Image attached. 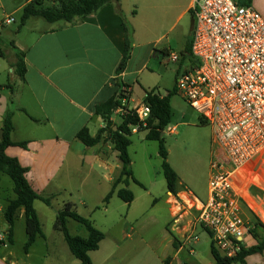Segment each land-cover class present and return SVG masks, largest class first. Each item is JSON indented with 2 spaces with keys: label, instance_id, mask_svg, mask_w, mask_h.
Masks as SVG:
<instances>
[{
  "label": "crops",
  "instance_id": "1",
  "mask_svg": "<svg viewBox=\"0 0 264 264\" xmlns=\"http://www.w3.org/2000/svg\"><path fill=\"white\" fill-rule=\"evenodd\" d=\"M175 1H120L119 8L133 28V47L130 59L137 55L138 50H142L148 56L153 55L158 40L150 39L151 29H148L147 36H144V31L141 29L142 24L150 23L151 25L153 22L163 21L168 17ZM29 2L31 0H25L16 10L21 11ZM195 2L196 0H190L186 11L182 12L181 16L189 10H193ZM250 5L264 19V0H252ZM115 8L116 6L113 4L106 5L96 14L85 17L79 24L73 26L51 25L50 28H41L38 25L39 22H35L36 24L28 28V24L39 17L27 19L24 26L16 33V38L21 37L20 40L17 38L20 48L16 49L23 54L24 80L18 79V84L13 88L10 85L0 84V130H2L4 114L7 109H10L13 113L14 127L11 141L13 143L25 142V148L7 147L5 155L15 159L19 166L26 170L24 178L36 195L50 198V202L59 203V211L69 210L76 213L74 205L66 199H62L61 196L88 164L91 166L94 163L101 167L111 186L120 174L121 163L115 167L107 161L106 157L101 158L97 153L99 144L85 150L82 143L76 138L77 133L83 128H87L93 137L98 130L104 127L102 119L95 115L94 107L113 95L116 90V82L129 85V91L132 94V87L127 80L128 63L121 75L116 74L123 55L124 30ZM133 8H136V11ZM1 21L0 36L8 26L2 25ZM23 29H27V33L21 36ZM0 53L1 59L4 55L6 58L8 57V53L1 47V39ZM15 59L16 56L11 59L10 66L13 67ZM13 70H15L14 67L11 72ZM7 89L9 92H6ZM111 120L113 122L114 118L112 117ZM115 157L117 160V153ZM244 176L246 175L243 174L242 177ZM174 196L181 197L186 202L190 201L189 192L177 189V194ZM16 198L13 182L6 174L2 173L0 177V219L6 225L3 216L5 202ZM172 200L175 201L174 198ZM37 204L43 205L45 209L47 206L40 200L33 202V209L43 233ZM191 216L192 212L189 209L185 211L182 220L177 222L176 228L170 230L166 228L161 247H156V249L148 247L140 236V232L129 228L123 231L122 236L125 239L132 237L134 240L128 244H124L123 241H115L114 248L109 247L112 252L104 255L102 248L106 241L105 236L99 244V249L89 253L91 264H154L150 258L144 255L147 249L152 252L158 264H214L211 253L204 257L197 251L198 238L195 245L193 244L195 251L193 256L187 253L182 244L183 237L187 232L189 233L191 230L196 232ZM261 219L263 220L261 223L264 225V214H261ZM19 220L23 221L22 210L18 213L17 221ZM69 221L71 220L67 221V227ZM53 229L60 233L56 229L55 220ZM4 231L6 235L0 237V247L6 249L5 246L11 245L7 241L8 225ZM78 237L86 238L87 233L85 236ZM38 240L45 243L43 244L44 254L39 255L41 259L39 264H47L50 248L46 237L45 240L37 239L29 252L23 253L24 258L28 261L37 254L34 246ZM119 250L137 251V255L134 258H119L115 256ZM8 256L10 257V253ZM0 264L18 263H9L3 256L0 258ZM245 264H264V250L262 253L247 256Z\"/></svg>",
  "mask_w": 264,
  "mask_h": 264
},
{
  "label": "rangeland",
  "instance_id": "2",
  "mask_svg": "<svg viewBox=\"0 0 264 264\" xmlns=\"http://www.w3.org/2000/svg\"><path fill=\"white\" fill-rule=\"evenodd\" d=\"M24 1L1 0L0 2V20L3 21L7 17L13 19V22L6 26L0 36L1 47L8 53L7 58L6 55L0 58V84L10 85L11 88L18 84V78L15 77L14 70L11 72L13 67L10 66V61L14 56L21 54L16 49L20 48L16 33L21 29L22 10L16 9ZM189 2L190 0H176L172 4L168 17L163 21L153 22L151 25L150 23L142 24L141 29L144 31V36H147L146 32L151 29L150 39L158 41L152 56L138 50L137 55L128 62L127 80L132 87V94L128 91L126 96L129 98V104L135 106L143 101L145 91L154 90L160 96L172 94L170 98L171 120L168 126L175 127L176 131L173 134L164 132L161 136L168 154L167 162L178 176L177 189L189 192L191 198L196 197L198 201L205 203L208 198L209 163L213 145L212 131L209 125L202 120L200 114L191 109L175 89L176 74L181 75L188 71L194 63L184 56L187 42L191 39L194 20L193 15L188 11L183 16L181 13L186 11ZM133 10L136 11V8ZM35 22H39L38 25L41 28L51 27L42 18H37L28 24V28L36 24ZM26 33L27 29H23L21 36ZM171 54L178 56L177 62L170 60ZM16 60L17 58L13 63H16ZM6 92H9L8 89ZM113 118V124H120V113L115 112ZM146 135V132H134L130 136L131 145L128 148V155L131 171L134 178L141 184L140 187L130 182L127 187L134 195V202L131 206L116 196H113L107 205L103 204V199L109 192L111 184L105 176V171L94 163L91 166L89 164L85 166L83 172L75 178V181L61 196L62 199L74 205L73 208L77 214L92 221L94 226L104 233L106 236L102 248L104 255L112 252L110 248H114L115 241L128 244L134 240L132 237L125 239L122 236L123 231L129 228L140 232V236L149 248L161 247L166 228L169 230L176 228L177 222L182 220L185 211L192 206L191 201L186 202L181 197L167 192L161 170V158L158 155V144L156 141H147ZM99 145L97 151L99 156L106 157L111 165L118 167L120 162L118 158L116 160V152L112 144L105 140ZM84 149L88 148L84 147ZM254 173L246 171V176L239 175L234 184L235 192L242 196L246 203L245 217L249 219L250 226L252 215L258 219V222H263L261 214H264V157L258 161ZM170 197L177 199L178 203L175 199L173 202ZM37 209L41 215L43 233L50 248L47 264H80L70 254L62 235L53 229L56 214L60 210L59 203L50 202L46 209L43 205L37 204ZM190 211L193 220L195 212ZM6 227L5 222L0 219V237L6 235L4 231ZM68 230L71 235H86L85 229L72 220L68 223ZM127 233L130 234V232ZM195 233L198 236L197 251L204 257L209 256L210 239L208 235L198 227ZM258 234L261 236L263 230L259 229ZM24 242V224L22 220H19L15 226L14 242L12 245L5 246L6 249L0 247V258L4 256L9 263L39 264L41 261L39 255L44 254L43 244L45 243L38 240L34 246L37 254L27 261L23 255ZM245 242L247 246L256 244L252 235L251 238L246 237ZM136 255L137 251L133 250H119L115 254L119 258H134ZM144 255L154 264H158L149 249L145 250Z\"/></svg>",
  "mask_w": 264,
  "mask_h": 264
},
{
  "label": "built area",
  "instance_id": "3",
  "mask_svg": "<svg viewBox=\"0 0 264 264\" xmlns=\"http://www.w3.org/2000/svg\"><path fill=\"white\" fill-rule=\"evenodd\" d=\"M31 1L48 7L58 3ZM193 20L190 57L194 64L177 76L175 89L209 125L213 145L208 198L202 203L189 197L190 210L195 212L193 227L206 232L221 256L233 259L247 246L245 238H251L246 203L235 192L234 184L237 175L254 173L264 157V19L251 5H241L239 0H196ZM12 22L7 17L2 25ZM170 60L177 62L178 56L171 54ZM125 102L122 100L124 107ZM128 109L145 127L149 106L142 101ZM116 113L123 111L119 108ZM137 129L133 128L132 133ZM175 131L169 126L164 130L168 134ZM196 242L192 230L183 237L182 244L190 256L195 254Z\"/></svg>",
  "mask_w": 264,
  "mask_h": 264
},
{
  "label": "trees",
  "instance_id": "4",
  "mask_svg": "<svg viewBox=\"0 0 264 264\" xmlns=\"http://www.w3.org/2000/svg\"><path fill=\"white\" fill-rule=\"evenodd\" d=\"M121 0H58L54 6L48 7L38 1L29 2L22 9L20 27L24 26L27 19L31 17L42 18L50 25H58L61 27L73 26L79 24L85 17L96 14L101 8L106 5L113 4L116 6L115 11L122 22L124 30V49L121 61L116 69V74L121 75L127 66L131 57L133 47V28L126 21L119 3ZM252 0H239L241 5L248 6ZM193 15V10L188 11ZM62 23V24H58ZM190 41L187 42L184 56L192 61L190 57ZM1 55V53H0ZM14 74L20 80H24L25 65L23 54L16 56ZM194 64V63H193ZM178 76V73L176 74ZM129 85L122 82H116V90L113 95L105 102L96 104L94 107L95 115L99 116L104 124V127L97 131L95 136H91L87 128L81 129L76 138L84 147L93 148L99 143L108 140L118 154V159L121 163L120 174L114 180L111 191L106 195L103 204L107 205L111 197L115 194L125 204H130L134 200V195L127 189L130 182L141 187V184L134 178L131 171V162L128 155V148L131 145L130 136L133 134L132 129L138 127L136 132H146L147 141H156L158 144V155L161 158V170L166 182V189L172 195L177 194L178 176L167 162L168 154L164 146L161 134L169 125L171 120L170 98L171 93L166 96L156 94L154 90L145 91L143 103L150 108V115L146 120L145 127L138 121L134 111L129 110V98L125 94L129 89ZM126 92V93H125ZM122 100H125L127 106H122ZM121 108L123 113L120 114V124L116 125L112 122L114 113ZM13 113L7 109L2 121V139L0 140V177L1 174H6L14 185V192L17 196L15 200L6 201L4 210V220L8 225L7 241L13 244L14 228L16 225L18 213L23 211V221L26 241L23 246V253L27 254L34 245L37 239L45 240L37 215L33 209L35 200L42 201L45 205H50V198H45L36 195L24 178L25 169L21 168L17 161L5 155V149L9 146H19L25 148V142L13 143L11 134L13 132L12 123ZM115 127V129H113ZM121 186V187H119ZM119 187V188H118ZM73 220L81 225L86 233V238L72 236L67 227V221ZM56 229L61 233L63 240L71 253V255L80 262V264H91L89 253L97 251L99 244L105 238L102 231L97 229L93 222L84 218L77 213L69 210L58 211L55 217ZM263 230L260 236L258 230ZM250 234L256 240V244L251 246H243L236 258L228 259L221 256L210 243V253L214 259V264H245L247 256L262 253L264 250V226L258 219L252 215Z\"/></svg>",
  "mask_w": 264,
  "mask_h": 264
},
{
  "label": "water",
  "instance_id": "5",
  "mask_svg": "<svg viewBox=\"0 0 264 264\" xmlns=\"http://www.w3.org/2000/svg\"><path fill=\"white\" fill-rule=\"evenodd\" d=\"M163 135V133L161 134V136ZM2 139V130H0V140Z\"/></svg>",
  "mask_w": 264,
  "mask_h": 264
},
{
  "label": "bare ground",
  "instance_id": "6",
  "mask_svg": "<svg viewBox=\"0 0 264 264\" xmlns=\"http://www.w3.org/2000/svg\"><path fill=\"white\" fill-rule=\"evenodd\" d=\"M243 174H245V173H243ZM242 173H241V175H243ZM237 177H239V175H237Z\"/></svg>",
  "mask_w": 264,
  "mask_h": 264
}]
</instances>
